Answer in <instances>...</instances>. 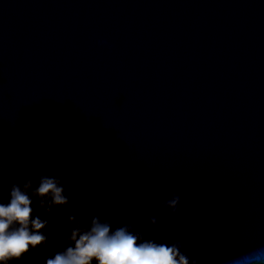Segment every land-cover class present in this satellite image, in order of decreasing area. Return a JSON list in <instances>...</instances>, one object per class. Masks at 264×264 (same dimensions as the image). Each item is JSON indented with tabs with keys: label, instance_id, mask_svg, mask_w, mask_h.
<instances>
[{
	"label": "water",
	"instance_id": "95a60500",
	"mask_svg": "<svg viewBox=\"0 0 264 264\" xmlns=\"http://www.w3.org/2000/svg\"><path fill=\"white\" fill-rule=\"evenodd\" d=\"M0 163V196L63 171L50 245L105 206L200 264L264 247V0H0Z\"/></svg>",
	"mask_w": 264,
	"mask_h": 264
},
{
	"label": "clouds",
	"instance_id": "9594fccd",
	"mask_svg": "<svg viewBox=\"0 0 264 264\" xmlns=\"http://www.w3.org/2000/svg\"><path fill=\"white\" fill-rule=\"evenodd\" d=\"M101 46L107 41H101ZM49 160L54 157L46 154ZM7 167L0 163V172ZM59 169L13 182L0 196V264H200L180 241L149 237L131 224H117L116 213L102 206L89 217L69 214L68 227L50 245L48 226L53 209L66 207L71 197ZM131 200V195L128 196ZM178 195L164 204L175 214ZM155 225V217L150 218ZM226 264H264V247L229 259Z\"/></svg>",
	"mask_w": 264,
	"mask_h": 264
}]
</instances>
